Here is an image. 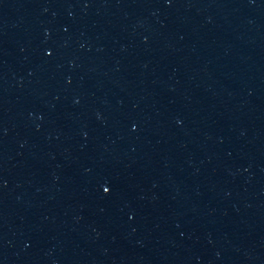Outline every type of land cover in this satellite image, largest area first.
Returning a JSON list of instances; mask_svg holds the SVG:
<instances>
[{
  "label": "water",
  "instance_id": "1",
  "mask_svg": "<svg viewBox=\"0 0 264 264\" xmlns=\"http://www.w3.org/2000/svg\"><path fill=\"white\" fill-rule=\"evenodd\" d=\"M0 264H264V97L197 0H0Z\"/></svg>",
  "mask_w": 264,
  "mask_h": 264
}]
</instances>
